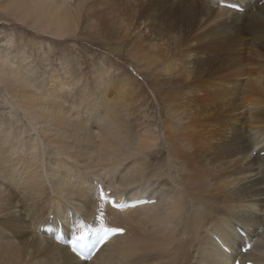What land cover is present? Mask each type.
I'll use <instances>...</instances> for the list:
<instances>
[{
  "label": "bare ground",
  "instance_id": "obj_1",
  "mask_svg": "<svg viewBox=\"0 0 264 264\" xmlns=\"http://www.w3.org/2000/svg\"><path fill=\"white\" fill-rule=\"evenodd\" d=\"M28 1V9L20 1L14 14L24 15V24L59 38L66 31L57 14L79 6ZM247 1L242 0V5ZM255 19L264 21L262 16ZM229 28L231 33L208 41L207 34L200 35L194 49L195 53L200 47L215 49L213 54L204 51L205 61L210 62L206 71L220 65L213 71L219 74L215 85L194 84L201 80V69L188 60L187 52L170 53L159 37L151 44L154 56H147L144 65L149 69L155 56L156 61L163 60L155 84L162 86V102L169 105L163 147L160 135L147 126L132 131L128 109L106 100L92 101L82 93L80 106L64 99L62 90L72 82L68 72H62L63 79L57 74L58 85L42 90L33 75L18 66L16 55L14 66L0 49V85L11 100L7 109L16 116L0 122V264H233L242 245L235 225L254 237L252 249L240 257L264 264V157L260 155L264 152V139L260 141L264 56L250 53L254 68L234 58V51L241 55L244 47L240 40L235 50V38L243 29L236 23ZM173 46L179 43L174 40ZM159 49L170 54L159 58ZM181 76L186 82L183 89L176 81ZM229 76L246 80L243 91L242 83L237 87ZM101 85L100 79L96 88ZM241 109L248 114L246 122L237 116ZM20 117L27 126L21 127ZM165 157L167 161L159 164ZM94 181L105 182L118 199L156 193L159 201L151 207L114 212L93 198ZM101 211L110 225L126 231L108 241L90 263L37 233L51 214L79 213L88 224H95ZM258 229L262 234L256 233ZM214 235L226 243L229 253L215 244Z\"/></svg>",
  "mask_w": 264,
  "mask_h": 264
},
{
  "label": "rangeland",
  "instance_id": "obj_2",
  "mask_svg": "<svg viewBox=\"0 0 264 264\" xmlns=\"http://www.w3.org/2000/svg\"><path fill=\"white\" fill-rule=\"evenodd\" d=\"M20 1L29 8L28 0H0L1 52L11 59L16 55L15 60H20L18 66L25 73L32 74L31 79H35L42 90L52 84L58 85L60 82L57 74L63 79L62 72H68L66 77L72 82L69 88L62 90L64 99L80 106L79 94L82 93L92 101L106 100L128 109V125L132 131L137 133L140 128L143 130L147 126L151 133L160 135L161 147L164 146V141H161L164 135L163 124L170 121L167 116L169 105L162 102L163 94L159 90L162 86L155 84L163 60L156 61L155 56L149 69L144 65L149 62L147 56H154L151 44L157 42L156 37L162 38L169 45L170 53H188L187 59L201 69L198 75L201 80L194 83L197 87L201 85L200 81L218 84L219 74L214 75L213 71L220 66L214 64V70L206 71L205 67L210 62L205 61L204 51L205 54L216 53L213 47H207L206 50L200 47L198 52H194L198 45L197 39L202 34H207L205 40L208 41L223 33H231L229 26L236 23L243 30L235 38V50L240 40H243L244 47L241 55L234 51V58L248 68H254L255 64L249 62L250 53L257 52L264 56V21L256 22L255 19V16L264 18V0H250L246 5H242V0H54L59 3L66 1L68 7L79 5L77 9L72 7L69 12L57 14L58 24L66 31L62 38L47 33L39 26L24 24V15L14 14ZM220 3L237 4L244 11H230L220 7ZM20 8L25 11L23 5ZM174 40L179 43L178 47L173 46ZM146 46L149 51L144 49ZM160 48L164 49L163 46ZM169 54L165 50L158 51L159 58ZM15 60H11L14 66L17 62ZM193 76L196 74L193 73ZM100 79L102 85L97 89L96 83ZM233 79L229 76V80ZM176 81L180 89L186 85L183 76ZM233 82L237 87L242 83L240 87L243 91L245 79H234ZM227 88L232 89V86ZM7 103L11 104V100L0 85V122L16 119V116L12 117L13 110L7 109ZM237 114L241 121L246 122V110L241 109ZM20 118L23 120L21 127L27 126L23 117ZM137 124L141 126L135 127ZM13 127L16 128L15 124ZM241 129L244 132V126ZM253 135L258 133L253 132ZM263 139L264 135L260 141ZM166 159L159 164L166 162ZM262 232L261 229L256 230L257 234Z\"/></svg>",
  "mask_w": 264,
  "mask_h": 264
},
{
  "label": "snow or ice",
  "instance_id": "obj_3",
  "mask_svg": "<svg viewBox=\"0 0 264 264\" xmlns=\"http://www.w3.org/2000/svg\"><path fill=\"white\" fill-rule=\"evenodd\" d=\"M98 199L111 203V206L117 210L126 208H135L139 203H120L115 200H108L102 190L98 193ZM95 224L78 223L71 230V251L81 261L91 260L99 248L117 235L124 233L123 228L108 227L104 221V214L95 217ZM57 241L60 237L55 238ZM251 245L249 244L244 250L247 251ZM217 264L222 262L217 261Z\"/></svg>",
  "mask_w": 264,
  "mask_h": 264
}]
</instances>
